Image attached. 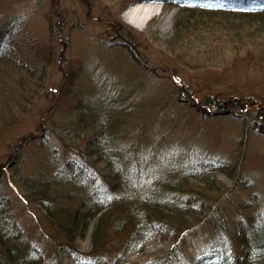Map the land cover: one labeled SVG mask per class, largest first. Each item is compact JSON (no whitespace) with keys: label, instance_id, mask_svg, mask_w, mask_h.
<instances>
[{"label":"rangeland","instance_id":"rangeland-1","mask_svg":"<svg viewBox=\"0 0 264 264\" xmlns=\"http://www.w3.org/2000/svg\"><path fill=\"white\" fill-rule=\"evenodd\" d=\"M137 3L160 4L143 27L124 18ZM178 10L175 4L156 1L0 0V52L12 55L1 58L0 66L8 60L16 63L10 81L1 82L7 89L0 93V107L15 97L14 92H30L27 109L12 124L0 126V208L7 223L43 246V256L53 260L50 264L56 258L42 229L47 231L50 224L34 200H24L29 194L26 184L45 166L56 167L50 161L54 155L84 153L93 158L87 148H97L94 137H105L107 131L117 132L113 142L129 160V187L136 190L175 177L184 164L207 161L198 155L216 161L242 159L244 180L235 182L220 173L210 189L202 174L190 172L181 188L190 194L205 189L209 213L233 234L254 215L264 232V131L250 128L259 110L264 116V35L251 37L243 31L235 42L228 24L190 26L175 35ZM22 63L31 66L29 78L17 70ZM235 97L244 101L242 108L232 104ZM80 99L104 113L116 100L118 112L109 115L111 124L119 122V127L99 117L91 133H82ZM208 103L214 107L206 113L202 109ZM157 145L161 155L153 162ZM219 181L225 191L217 188ZM222 227L216 221L198 227L183 238L182 250L194 259L218 248L213 233ZM89 241H83L82 249L89 248ZM170 247V242L158 241L146 252ZM59 255L62 264H86L62 250ZM143 256L132 250L126 264Z\"/></svg>","mask_w":264,"mask_h":264},{"label":"trees","instance_id":"trees-1","mask_svg":"<svg viewBox=\"0 0 264 264\" xmlns=\"http://www.w3.org/2000/svg\"><path fill=\"white\" fill-rule=\"evenodd\" d=\"M163 1H166V6L176 3L174 0ZM178 4L181 7L174 20L175 35L190 26L198 28L200 25L211 27L227 24L230 25V31H234L232 37H237L233 40L235 42L242 38L239 32L243 31L251 37L258 33L264 35V11L222 10L211 5L195 8L187 7L181 2ZM131 48L133 50L135 47L131 45ZM0 54V59L12 57L8 51ZM221 60L224 59L218 61ZM17 65L20 66L17 70L24 72L22 74L29 78L27 72H30L31 66L25 63ZM15 67L16 63L11 60L0 66V93L3 95L7 88L1 82L5 83L8 79L10 81L9 76L16 71ZM35 88L33 86L29 89ZM29 94V90L25 94L14 92L15 97L0 107V126L12 124L27 109ZM250 103L254 104V101L251 100ZM232 104L242 108L244 101L235 97ZM79 107V128L84 131L82 133H91L94 122L99 117H105L104 124L119 127V122L111 124L109 115H116L118 112L116 100L111 101L105 113L88 107L84 99L79 102ZM258 113L260 115H255V122L250 128L261 132L264 131V116L262 110ZM236 114L242 116V113ZM94 138L97 148L93 149L90 145L87 148V151L91 149L88 156L93 158H88L84 153H75L76 157L66 155L63 158L54 155L50 161L56 167L47 170L48 167L45 166V175L44 172L40 174L41 170L38 171L25 187L29 193L25 199L34 200L40 210L45 212L50 224L47 231L45 226L42 229L45 231V239L53 246L55 264H62L59 250L86 264H126V256L132 250L145 255L136 260L135 264H264V232L260 229L259 219H256L259 217L254 215V219L246 225L240 223L238 228H234L233 231L236 232L233 234L221 220L209 213L212 209L209 207L211 200L205 196V189L190 190V194L185 187L181 188L188 183L187 174L190 172L202 174L200 178H203L202 181L210 189H213L216 175L220 173L233 178L235 182L244 180L242 159L216 161L198 155L199 159L207 161L191 164L189 167L184 164L181 172L176 171L178 173L175 177L157 184L147 183L146 189L142 191L129 187V172L125 166L129 160L120 153L119 144L113 142L118 140L117 132L110 135L107 131L105 137L103 134H96ZM153 155L150 159L155 162L157 155H161V145L154 147ZM100 165L105 171L101 170ZM216 185L221 191L227 188L223 181ZM73 202H78V205L72 207ZM213 221L224 228H221L220 233H213L216 239L214 247H219L192 259V256L186 255L187 252L182 250L183 238ZM88 238L89 248L82 249L83 241ZM158 241L170 242L171 247L146 252L148 246ZM40 246L28 241L16 225L7 223L5 212L0 208V264L52 263L53 260H48V255L43 256L44 248Z\"/></svg>","mask_w":264,"mask_h":264},{"label":"bare ground","instance_id":"bare-ground-1","mask_svg":"<svg viewBox=\"0 0 264 264\" xmlns=\"http://www.w3.org/2000/svg\"><path fill=\"white\" fill-rule=\"evenodd\" d=\"M159 7L158 3H137L124 12V18L129 23L143 27L149 15L157 13Z\"/></svg>","mask_w":264,"mask_h":264}]
</instances>
